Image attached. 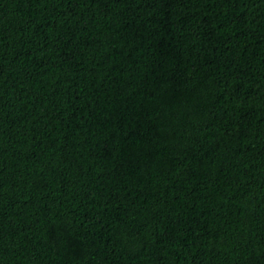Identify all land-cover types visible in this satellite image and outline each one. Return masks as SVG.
Returning a JSON list of instances; mask_svg holds the SVG:
<instances>
[{"label":"trees","instance_id":"trees-1","mask_svg":"<svg viewBox=\"0 0 264 264\" xmlns=\"http://www.w3.org/2000/svg\"><path fill=\"white\" fill-rule=\"evenodd\" d=\"M0 264H264V0H0Z\"/></svg>","mask_w":264,"mask_h":264}]
</instances>
